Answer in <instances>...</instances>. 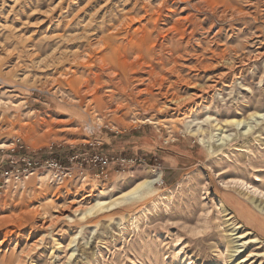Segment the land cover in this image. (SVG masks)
<instances>
[{
	"label": "rangeland",
	"instance_id": "rangeland-1",
	"mask_svg": "<svg viewBox=\"0 0 264 264\" xmlns=\"http://www.w3.org/2000/svg\"><path fill=\"white\" fill-rule=\"evenodd\" d=\"M116 145L137 162L97 176ZM22 157L70 175L0 195V264H264V0H0V170Z\"/></svg>",
	"mask_w": 264,
	"mask_h": 264
},
{
	"label": "built area",
	"instance_id": "built-area-1",
	"mask_svg": "<svg viewBox=\"0 0 264 264\" xmlns=\"http://www.w3.org/2000/svg\"><path fill=\"white\" fill-rule=\"evenodd\" d=\"M89 164L100 171L101 175H106L105 170L109 165L115 163L119 167L131 166L137 162L136 159L116 158L114 156H103L93 154L89 159ZM9 169L0 170V195L5 193L9 187L15 190L19 183L33 175L35 171L43 168L49 169L51 177L58 182H62L70 175L68 169L63 168L56 162H40L28 157L19 160H12Z\"/></svg>",
	"mask_w": 264,
	"mask_h": 264
},
{
	"label": "bare ground",
	"instance_id": "bare-ground-1",
	"mask_svg": "<svg viewBox=\"0 0 264 264\" xmlns=\"http://www.w3.org/2000/svg\"><path fill=\"white\" fill-rule=\"evenodd\" d=\"M144 13H146L145 11H144ZM157 14H159V13H157ZM145 16V15H144ZM147 16V15H146ZM158 17V16H157ZM143 18H145V17H143ZM129 21H131V20H129ZM138 23H140L139 21H138ZM129 24H131V23H128V27H129ZM174 28V27H173ZM166 29V28H165ZM137 30H138V32H139V34L140 35H138L139 37H137V38H135V36L134 37H131V36H128V42H131L134 46H136V47H140V46H142L143 47V45H145V44H147L146 43V41L148 40V34H146L145 33V31H144V27L143 26H139L138 28H137ZM146 30V29H145ZM153 30H155V28H153ZM136 30H134V32H135ZM158 31H160V29L158 30ZM157 32V31H156ZM160 34V33H159ZM109 35V34H108ZM108 35H106V36H108ZM157 35H158V33H157ZM104 37V36H103ZM160 37V36H159ZM102 38V37H101ZM109 38V37H108ZM164 38V37H163ZM176 38V37H175ZM102 44H100V46H101ZM112 41L110 40V38L109 39H105V40H103V47H104V49L106 50V49H109V48H112ZM151 45V44H150ZM155 44H153V46H154ZM131 47V46H130ZM103 49V50H104ZM115 49H117V48H115ZM141 49V48H140ZM147 49V48H146ZM149 49V48H148ZM102 50V49H101ZM114 50V49H113ZM120 50V49H119ZM145 50V49H144ZM111 52V51H110ZM117 52H118V49H117ZM140 51H139V49H132V51H131V53L132 54H138ZM148 52V51H147ZM146 52V53H147ZM154 52V51H153ZM99 53V52H98ZM97 53V54H98ZM104 53V52H103ZM116 53V52H115ZM119 53V52H118ZM113 54V53H112ZM130 54V53H129ZM118 55V54H117ZM121 55V54H120ZM89 56V55H88ZM101 56V57H100ZM99 57H100V61H102V64H104V59H106V58H104L102 55H100ZM109 56V55H108ZM122 56V55H121ZM138 57V56H137ZM91 57H89V59H90ZM120 58V57H119ZM110 59V58H109ZM109 59H106V60H109ZM117 60H118V58H117ZM121 60V59H120ZM122 60H125V59H122ZM116 61V60H115ZM98 62V61H97ZM107 62V61H106ZM119 62V61H118ZM85 63V62H84ZM110 63V62H109ZM121 63H123L122 61H121ZM120 63V64H121ZM80 64V63H79ZM92 64V63H91ZM101 64V65H102ZM118 64V63H117ZM81 65V64H80ZM100 65V66H101ZM83 67H85V68H89L90 67V64L89 63H85V64H83L82 65ZM99 66V67H100ZM103 66V65H102ZM109 67V66H108ZM107 74V73H106ZM88 88V87H87ZM48 133L50 134L51 132H50V130L48 131ZM157 183H159V178H151V179H144V180H142L140 183H138L134 188H132V189H130L128 192H125V193H122V194H120L119 196H117V197H115V198H112V199H109V200H107V201H100L98 198H96V197H94L95 199H93V202H92V204L90 205V207L89 208H87L85 211H84V213H85V215H89V214H94V213H96V212H98V211H101V210H109V209H111V208H113V207H115V206H117V205H119V204H122V203H130V202H132V201H135V199H137L138 197H140L143 193H147V194H150L151 192H152V190H153V188H154V185L155 184H157ZM102 193H106V190H103L102 192H99V195H102ZM72 212L73 213H77V212H79V210H76V209H72ZM60 215V218L61 219H63V218H65V216H64V214L63 213H61V214H59ZM1 246V245H0ZM28 255V254H27ZM20 257V256H19ZM248 257H251V256H247V258H245L242 262H245V261H247V259H248ZM19 264H22V262H20Z\"/></svg>",
	"mask_w": 264,
	"mask_h": 264
},
{
	"label": "crops",
	"instance_id": "crops-1",
	"mask_svg": "<svg viewBox=\"0 0 264 264\" xmlns=\"http://www.w3.org/2000/svg\"><path fill=\"white\" fill-rule=\"evenodd\" d=\"M98 145H103L104 144V142L103 141H100L99 143H97ZM113 149L110 151V154L109 155H113V156H115V157H123V158H126V157H129L130 158V155H126V154H123L122 152H121V147L120 146H114V147H112ZM130 148V147H129ZM131 149V148H130ZM140 152H142V150L140 151ZM100 154H103V153H100ZM143 154V153H142ZM159 153H157V152H151V153H146V154H143L142 156H149L148 158L149 159H147V160H153V161H155L156 160V158H160L159 157V155H158ZM104 155V154H103ZM137 156H140V155H137ZM140 158H141V156H140ZM110 166H112V170L111 171H109L108 170V167H107V169L105 170V173L107 174V172H112V173H119V166L118 165H116L115 163H113L112 165H110ZM99 171V170H98ZM97 176H101V174H100V172H99V175H97Z\"/></svg>",
	"mask_w": 264,
	"mask_h": 264
}]
</instances>
